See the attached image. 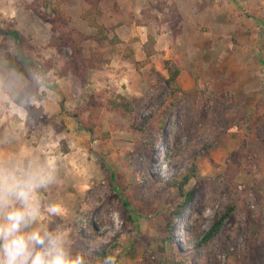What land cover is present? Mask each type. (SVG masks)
Instances as JSON below:
<instances>
[{
    "label": "rangeland",
    "instance_id": "374dc122",
    "mask_svg": "<svg viewBox=\"0 0 264 264\" xmlns=\"http://www.w3.org/2000/svg\"><path fill=\"white\" fill-rule=\"evenodd\" d=\"M102 1L99 22L115 44L94 41L97 30L83 18L87 0H0V110L27 109L32 129L5 132V159L54 163L28 230L63 231L72 254L88 264H103L107 253L117 264H264V16L246 4L226 19V0H200L203 14L192 24L178 13L182 0L135 1L138 15L127 0H105V15ZM53 5L65 12L61 32L53 30ZM7 30L24 37L22 46ZM193 34L200 36L196 52L179 44ZM160 35L167 42L157 44ZM17 58L30 64V76L10 66ZM166 60L181 64L182 92L164 87ZM66 67L84 79L63 74ZM69 75L63 93L57 80ZM42 83L66 121L54 110L50 117L60 122L49 123L34 106ZM113 94L135 100L138 115L109 111ZM191 170L185 192L193 200L174 219L185 197L171 183Z\"/></svg>",
    "mask_w": 264,
    "mask_h": 264
},
{
    "label": "clouds",
    "instance_id": "9594fccd",
    "mask_svg": "<svg viewBox=\"0 0 264 264\" xmlns=\"http://www.w3.org/2000/svg\"><path fill=\"white\" fill-rule=\"evenodd\" d=\"M53 173L52 161H0V264H88L83 254H72L63 231L28 230L41 214L37 193L53 182ZM103 264H117V258L107 256Z\"/></svg>",
    "mask_w": 264,
    "mask_h": 264
},
{
    "label": "trees",
    "instance_id": "16d2710c",
    "mask_svg": "<svg viewBox=\"0 0 264 264\" xmlns=\"http://www.w3.org/2000/svg\"><path fill=\"white\" fill-rule=\"evenodd\" d=\"M87 2L89 4V8L83 14V18L89 23V25L92 28H95L97 30L96 35H94L93 37L94 41L98 42L99 44H102L104 42L115 44L116 41L113 38L109 37L107 33V28L99 22L100 17L103 15V11L100 4L101 0H87ZM52 13L55 15L53 20V30L61 32L62 28L66 25L65 21L67 19L65 18V12L62 10L61 5L59 6L53 5ZM1 32L7 35H12L16 39L19 46H22L23 42L25 41L24 37L17 32L11 30L1 31ZM61 37L64 38V35H61ZM71 45L73 51L81 55L82 49L79 47L80 46L79 42L72 41ZM64 46L66 45L64 44ZM128 50L129 51L127 54L132 56L134 54V50L131 47L128 48ZM32 64L35 66H40L39 62H33ZM10 66L14 68L18 73L23 74L27 77L30 76L31 74L30 64H28L27 61L23 58L12 59L10 61ZM163 67L167 70L169 74V77L164 81V87L167 90H169L172 94L182 92L181 88L178 85V79L182 73V67L179 61L166 60L164 61ZM70 70L73 71V73H77L81 77L83 76L82 79H84L85 75L83 73H78L75 70L71 69L70 67L68 68L66 67L65 72L63 74H67ZM107 109L111 112L112 111L118 112L125 117H133L138 115V111L136 109V101L130 100L127 97L120 94H113L108 99ZM32 110L34 112L37 111L35 109ZM142 124H143L142 127H144V129H147L146 124L145 123ZM88 131L91 134H93L94 126L90 127ZM112 177H114V174L112 175ZM193 177H194V170H191L189 174L185 175L181 179H176L174 180L173 183H171L172 184L171 187L176 188L178 193L185 197L184 203L179 205L178 208L173 211L174 219H176L178 216H183L184 209L186 208V206L189 207L190 206L189 204H191L193 200V191H188L187 193L185 192L186 186L189 184V182ZM125 206L129 207V203L126 201H125ZM220 223H221L220 221L216 223V225L207 234V237H205L204 242H207L209 239H211L214 236V234L216 233V231H218L220 227Z\"/></svg>",
    "mask_w": 264,
    "mask_h": 264
},
{
    "label": "crops",
    "instance_id": "0c3cea01",
    "mask_svg": "<svg viewBox=\"0 0 264 264\" xmlns=\"http://www.w3.org/2000/svg\"><path fill=\"white\" fill-rule=\"evenodd\" d=\"M108 1L113 2L112 4H114V6L115 5L120 6L123 0H108ZM135 1H138V0H127L128 3H126V4H127V7L129 10L135 11V9L132 8V4H135ZM104 2H105V0L102 1V6L104 9V13L106 15L108 12L105 9L106 6H105ZM226 3H227V7H228L227 12L230 13L228 16H225V17H227L226 19H230L232 12L243 13V11L247 8V7H245L246 4L257 5L256 6V12H258V10H259L260 16L261 17L264 16V0H246V1L245 0H226ZM199 4L202 5L200 0H182L181 3L179 4L180 6L178 7V13L182 16L183 20L190 21V23L193 24V23H195L193 20H195L197 17L202 16V14H203L201 11L202 7L200 8ZM110 8L112 10L113 5ZM82 12H84V10ZM82 12H81V15H82ZM135 12L138 15L139 11H135ZM110 17L113 18L114 21L116 18H119L118 16L112 15V14H110ZM134 17L135 16H133V18ZM221 17H223V19H225L223 14L217 15V18H221ZM145 25H147L150 28L149 32H147V33H150L152 35H156V33H154L155 26H153V24H145ZM259 26H262L261 20H259ZM147 33L145 34L146 40H147V36H148ZM246 34H247V31H246V33L243 32V35H246ZM198 37H200V36L199 35L197 36L196 34L190 35L189 36V42L182 40V41H180L179 44H183L182 46H186L188 49L190 47V49L193 50V52L194 51L196 52L200 48V43L198 40H196V39H198ZM140 38H142L141 44L144 45L146 40H143V37H140ZM159 42H167V39L166 38L163 39V35H160L159 38L157 39V44H159ZM226 43H228V42H226ZM186 44H188V45H186ZM194 44L196 45L195 48H194ZM161 46L162 45H160V47L156 46V49L160 50ZM173 47H174V45H173ZM163 49H165V47H163ZM226 49L228 52H231L230 47H228ZM185 71H186V69H185ZM40 76L41 77L39 78V80L42 82L43 81L42 76L44 77L45 75H43V72H41ZM35 77H38V75L35 74ZM68 81H72L70 75L68 77L57 80V82L59 84V88H60V90H62L63 93L64 92L66 93L71 87V85L68 84ZM186 81H187V85L191 84L190 79H188ZM94 82H95V80H94ZM97 82H98V84H100V82L98 80H97ZM179 82H180V84L183 83V77L182 76H180ZM3 83L4 82H2L0 80V85H3ZM66 85H67V89H63V88H65ZM95 85L96 84L94 83L92 88H94ZM38 93H39V97L37 98V102L35 103L34 106L37 108H41L43 110L44 114L47 115L48 117L54 116L53 111L55 110V112L57 113L56 117L59 114V118H57V119L61 120L62 122L66 121L65 114L60 115V112L62 111L61 105L56 104L52 100L53 99L52 95H54V91H51L47 85H44L42 83L38 89ZM64 109H65V107H64ZM26 112H27V109H24V112H19L18 114L14 110H12V111L9 109L0 110V161L8 162V161H6L7 159H5V150H4V146H3V142H4L3 140H4L5 135L7 134V133H5L6 131L12 132L13 127H18V128H20L19 130L21 132L23 129L24 131H29V134L32 133L31 124H29L30 122H28V119L24 117ZM50 112H52V113H50ZM49 119H50L49 123L60 122V121L54 120L55 118H53V117H50ZM52 120H54V121H52ZM26 126H27L28 130L25 128ZM10 162L15 163L12 159L10 160Z\"/></svg>",
    "mask_w": 264,
    "mask_h": 264
}]
</instances>
